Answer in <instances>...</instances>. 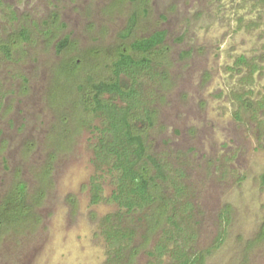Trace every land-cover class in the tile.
I'll return each mask as SVG.
<instances>
[{"label": "rangeland", "instance_id": "374dc122", "mask_svg": "<svg viewBox=\"0 0 264 264\" xmlns=\"http://www.w3.org/2000/svg\"><path fill=\"white\" fill-rule=\"evenodd\" d=\"M158 30L165 42L139 78L153 122L141 125L147 153L186 187L180 251L264 264V0H0V43L13 44L9 56L0 46L2 212L25 184L18 219L0 217V264H176L177 244L158 248L177 231L159 204L124 214L105 171L92 201L102 120L91 83L112 77L118 48ZM116 227L135 232L129 246L109 240Z\"/></svg>", "mask_w": 264, "mask_h": 264}, {"label": "trees", "instance_id": "16d2710c", "mask_svg": "<svg viewBox=\"0 0 264 264\" xmlns=\"http://www.w3.org/2000/svg\"><path fill=\"white\" fill-rule=\"evenodd\" d=\"M135 17L133 18V24ZM132 29L125 32L129 36ZM167 32L158 30L148 37L137 38L126 47H120L111 57L112 77L108 80H100L91 83V101L88 107L90 112L101 118L102 124L98 127L100 137L95 145L96 167L102 174L92 179V201L97 203L101 199L103 185L101 177L104 171L110 175L116 183V188L111 194V199L118 204L126 215L138 210L159 204V212L166 216V221L172 223L175 231H166L167 241L158 244V248H165L169 242L179 244L181 236L180 226L175 219L178 216V204L185 195L186 187L172 177L168 164L162 163L153 155L147 153V146L143 137L141 124L153 122L152 99L148 101L142 95L141 79L143 74H150L153 70L152 53L161 46L166 39ZM21 40L29 39L27 28L19 30ZM0 46L6 55L11 54L13 44L9 41L1 42ZM240 65L250 67L254 72L258 69L256 64L249 62L245 55L238 58ZM108 95L107 99L105 96ZM264 98L258 102L264 106ZM148 164L154 169L149 172ZM174 189L173 195L165 197L164 190L159 185ZM25 184H20L17 191L9 197V201L0 209V217L8 221L18 219L17 210L24 203ZM179 202V203H178ZM185 209L192 207L191 201L183 202ZM124 214H121L122 218ZM107 237L118 248L129 246L134 239L135 232L131 229L107 228ZM126 248V247H125ZM175 251L178 254L174 259L176 264H198L201 254L191 259L186 253L180 251V246Z\"/></svg>", "mask_w": 264, "mask_h": 264}]
</instances>
